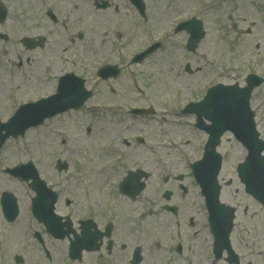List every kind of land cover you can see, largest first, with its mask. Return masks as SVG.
Segmentation results:
<instances>
[{
    "label": "rangeland",
    "instance_id": "1",
    "mask_svg": "<svg viewBox=\"0 0 264 264\" xmlns=\"http://www.w3.org/2000/svg\"><path fill=\"white\" fill-rule=\"evenodd\" d=\"M143 1L146 20L134 10L130 11V6L123 0H111L119 7L117 15L121 16L122 20L120 26L122 40L131 41L137 35V41H140L144 32H153L164 39L162 49L149 56L142 64L130 67V70L135 71L138 86L144 88L148 98L140 100L136 95L135 105L145 106L147 102L154 103L156 113L153 116L135 119L133 125L137 132L134 129L124 131L123 126H127L130 118L109 115V118L102 116L95 118V115L88 111L101 101L100 93L103 90L97 87L98 92H95L96 89L94 92L98 93L99 97L91 98L83 110L55 116L41 126L29 129L23 137L9 138L6 141L0 154V192L11 191L18 199L21 209L26 206L13 223L5 222L0 213V256L5 259L6 264H16L13 261L14 254L22 255V264H93V259L89 258L81 263L70 262L65 255L64 243L53 241L45 234L44 245L50 250L51 259L43 256L40 245L32 237L34 229L42 231L43 228L35 222L30 224L31 218L27 209L28 195L30 196L32 192H29L25 184L6 176L3 168L31 160L40 175L52 186L59 184L60 188L65 189L67 197L73 195L76 201L74 206L78 208L85 191H88L90 196L95 194L93 187L101 178V173L98 172L107 164L105 163L107 158L120 160L123 157L118 165L120 170L133 169L134 163L137 162H141L142 167H148L145 163L151 162L147 170L154 173V178L156 173L164 174L165 169L171 172L175 170L176 174L186 173L182 168L198 156L203 136L186 124L192 118L180 116V106L200 98L212 83L241 85L249 72L264 75V0ZM91 2L92 0H0V5L7 12L6 19L0 23V33L7 35L6 40L0 39L1 121H6L19 104L34 100L38 94L50 90L48 79L50 75L47 74L68 69L61 65L69 57L75 65L88 69V75L93 74L92 66L101 50L98 45L101 35L98 36V33L108 31L99 26L102 11H96ZM49 8L66 23L67 31L61 26L52 27L47 22L45 12ZM106 13L107 16L115 17L112 12ZM191 16L203 22L205 36L196 51L187 54L183 48L187 33L179 31L175 34L173 27L177 22ZM79 30L83 32H76ZM128 32H132L133 37L131 33L127 35ZM79 33L83 34L81 40L77 38ZM42 34L48 37V44L42 50H26L20 43L25 36L35 38ZM71 37H74L73 43L69 42ZM94 50L98 55L92 54ZM20 61L21 67L18 66ZM187 62L191 68L190 73L184 70ZM70 67L76 69V72L81 71L74 68L73 64ZM194 68L199 70L196 71ZM126 84L128 85V82ZM254 94L252 106L257 107L259 129L264 136V86ZM122 102V99L116 101L118 104ZM103 103L108 104L109 101L104 100ZM177 113L180 115L176 116ZM117 118L118 122H111ZM184 120L185 123L182 122ZM109 127L114 131H110ZM140 128L144 140H148L152 146H143L135 141L128 143L129 145L122 143L129 135L134 133L138 135ZM167 139H173L175 144L165 154L164 144ZM219 150L225 152L220 173L221 182L231 178L230 185L223 184L222 198L230 199L237 206L239 211L237 222L239 226L244 227L242 230L244 241L241 242L244 247L241 252L245 256L243 264L258 253L261 256L257 260L258 264H264V231L254 236L257 231L255 230L253 236L251 235L254 229H258L257 226L260 230L264 228V209L243 192L235 175L236 164L241 161L244 151L230 135L223 138ZM56 159L68 161L70 170L65 177L62 174L57 178L55 174H51ZM157 160L164 161V164L156 166L154 162ZM106 167L108 166L104 169ZM152 183L153 181L137 199L139 210L147 205L154 209V216L138 222L140 226L136 225L139 236H144L140 237L141 239H145L144 224L151 228L148 233H155L158 226L163 223L164 215L159 213L161 202ZM94 196L96 197V194ZM235 227L234 241L239 235L238 225ZM149 237L147 235L144 241L148 242ZM163 239H166L165 234ZM202 252L203 250L199 249L201 257ZM173 263L180 264L167 261L165 248L161 252L153 251L148 259L146 257L145 262V264Z\"/></svg>",
    "mask_w": 264,
    "mask_h": 264
},
{
    "label": "water",
    "instance_id": "2",
    "mask_svg": "<svg viewBox=\"0 0 264 264\" xmlns=\"http://www.w3.org/2000/svg\"><path fill=\"white\" fill-rule=\"evenodd\" d=\"M137 6L142 9L139 0H135ZM4 18V13L0 10V20ZM195 24V23H194ZM193 24L192 42H198L202 36L199 24ZM189 26H192L189 25ZM200 33V34H199ZM193 43V44H195ZM249 88H238L237 85L222 87L217 86L209 90L204 100L196 105V107L189 106L187 110L193 111L199 118L206 117L211 121V124L206 126V131L209 134V139L206 144V151L204 158L193 165L194 175L201 185L203 195L210 212V220L213 225L216 222V244L219 247H224L225 243L222 239L225 236L228 225L230 226L231 214L218 204L219 187L216 182V175L220 168V156L215 153V147L219 143L220 136L225 131H231L234 136L244 144L248 150L249 155L245 163L239 165L238 173L241 180L246 184L247 191L251 193L257 200L264 204V157L260 156V152L264 148V143L257 139V133L254 129L252 120V112L249 110L248 99L250 95ZM59 95V94H58ZM52 96L46 100L22 106L17 113L6 124H0V146L8 136L23 135L24 130L30 126L40 124L46 117L68 110L70 108L77 109L87 98L82 89L75 91L74 95L68 97ZM193 108V109H192ZM4 131V133H2ZM28 165H24L23 168ZM30 176L36 178L35 171L30 172ZM38 181L34 180L33 189L37 192L35 198L36 205L39 204V196H43L42 187L37 185ZM43 184V183H42ZM141 188H139L140 190ZM4 210L10 213L12 210V220L16 213V207L13 198L5 194L3 199ZM6 202H9L6 205ZM34 202V203H35ZM51 203L46 210V214H34L42 220L49 232L56 237H62L61 229L54 225V220L51 216ZM10 206V207H8ZM35 211V207L33 208ZM228 212V213H227ZM226 213V214H225ZM223 220V224L222 221ZM74 243L75 247L81 244L82 239Z\"/></svg>",
    "mask_w": 264,
    "mask_h": 264
},
{
    "label": "flooded vegetation",
    "instance_id": "3",
    "mask_svg": "<svg viewBox=\"0 0 264 264\" xmlns=\"http://www.w3.org/2000/svg\"><path fill=\"white\" fill-rule=\"evenodd\" d=\"M106 21L107 20L105 19L102 21L103 26L106 25ZM102 56H105V52H102ZM117 58L121 59L120 53H118ZM103 83L104 82L102 80H99L100 85H102ZM100 94L101 99H99L101 100V106L106 105V103H103L104 100H108L109 103L107 105H110L112 107L119 105L118 103H116V101L120 100L119 96H114L107 99L106 93L101 92ZM94 96H96L97 98L99 97L98 93L94 94ZM109 111L118 113L120 109L112 108L109 109ZM180 177V174H174L172 178V184H170L168 177L164 180L168 183V189L172 192L169 205L174 208L173 212H169L166 209L167 205L163 204L161 206L166 214H168L164 217V223H169V219L171 218L176 219L190 216V206L185 204V197L188 193V190L184 186H181L179 182L176 183V180L179 181ZM174 183L177 186V194L176 192L174 193L173 190ZM176 198L183 201L182 205H178L175 202L171 203L172 200L174 201V199ZM87 200L88 194L85 193V195L82 196V203L80 204L79 208L76 207L74 210L69 209L75 203L74 199L72 198L65 197L62 204L60 202L61 198L58 197V200L55 204L56 209H58V207H61V205L66 208V216L70 217L72 223L73 221H76L77 224L79 221L91 219L96 224L98 233L104 234L107 231L110 234L109 239L100 237V239L98 240L99 247L96 252H84V254L95 255L96 259L99 261V264H133L131 262L133 252L137 246H140L142 250L141 245L145 239H141L144 237L143 235H140L138 237L136 236V228H134L133 224L135 223L136 215L132 210V206L128 205L124 214L121 215L118 211L120 204L105 207L103 206L104 203L99 199H96L94 202H88ZM190 228H195L192 219L189 221L188 225H186L185 228H182V233L177 232V238H181L182 235H185V233ZM205 229L209 235L208 228L205 227ZM147 234L148 233H145V237L147 236ZM210 239L208 240L207 244V249H209L210 251L209 259L207 261L200 260V264H218L221 261L226 262L223 258L216 260L214 254L212 253ZM189 250L190 249L188 247L184 249L182 243L177 246L173 245V250L171 249V246L168 248V251L170 253L173 251L179 259L183 256L185 260L192 257V254L188 252ZM142 260L143 258L140 260V262ZM192 260L193 259L188 260V264H194Z\"/></svg>",
    "mask_w": 264,
    "mask_h": 264
}]
</instances>
